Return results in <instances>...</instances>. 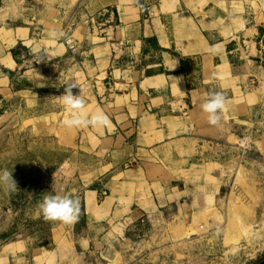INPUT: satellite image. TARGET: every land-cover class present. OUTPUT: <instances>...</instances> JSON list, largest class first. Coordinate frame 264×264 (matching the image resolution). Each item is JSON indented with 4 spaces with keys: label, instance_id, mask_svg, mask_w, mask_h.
Instances as JSON below:
<instances>
[{
    "label": "crops",
    "instance_id": "obj_1",
    "mask_svg": "<svg viewBox=\"0 0 264 264\" xmlns=\"http://www.w3.org/2000/svg\"><path fill=\"white\" fill-rule=\"evenodd\" d=\"M262 28L264 0H0V118L47 99L43 120L55 125L61 157L73 149L69 194L80 208L54 226L52 250L28 248L27 260L26 243H12L0 264L219 259L222 233H195V223L225 215L213 187L224 185L222 171L204 160L239 139L235 126L264 99ZM53 29L64 38L50 40ZM69 40L82 50L70 53ZM39 53L45 60L33 64ZM68 80L85 117L102 112L107 126L65 128L57 97ZM209 92L226 101L216 126L201 108Z\"/></svg>",
    "mask_w": 264,
    "mask_h": 264
},
{
    "label": "rangeland",
    "instance_id": "obj_2",
    "mask_svg": "<svg viewBox=\"0 0 264 264\" xmlns=\"http://www.w3.org/2000/svg\"><path fill=\"white\" fill-rule=\"evenodd\" d=\"M261 30L264 36V29ZM68 45L72 54L82 50L81 46ZM52 96L46 98L51 100ZM51 110L47 99H43L37 110L17 107L10 116L0 118V171L12 172L17 185L14 191L0 185V256L8 245L16 242L26 243L27 251L22 257L27 260L28 248L52 250V229L58 221L45 220L38 205L49 194L78 197L69 194L72 185H68L73 183L72 165L68 162L73 149L66 146L63 159L60 148L57 149L55 125L43 120ZM234 130L239 139L220 143L204 160L219 165L224 183L213 185L218 188V204L225 212L224 220L195 223V233L216 230L224 236L223 253L218 255L219 259L208 254V264H216V260L217 264L264 261V99ZM84 227L85 223L80 221L78 230ZM143 239V232L131 238L135 245ZM198 256L204 260L205 254H193L194 263L201 264Z\"/></svg>",
    "mask_w": 264,
    "mask_h": 264
},
{
    "label": "clouds",
    "instance_id": "obj_3",
    "mask_svg": "<svg viewBox=\"0 0 264 264\" xmlns=\"http://www.w3.org/2000/svg\"><path fill=\"white\" fill-rule=\"evenodd\" d=\"M64 38L62 32L51 30L49 32V39L56 40ZM71 43V41H68ZM46 53H39L36 55L34 62L40 63L45 60ZM47 56V55H46ZM48 59V57H47ZM64 85V93L57 97L68 112V117L64 120L66 128H80L85 126L105 127L109 124V120L102 112H96L90 118H86L84 114L85 101L81 94L74 95L73 89L79 85L73 81L68 80ZM225 97L220 92H209L208 98L201 105L202 111L207 115L208 123L216 126L221 120V111L225 107ZM0 185H6L9 191L17 189L16 182L12 178V172L7 170L0 171ZM40 213L45 220L61 221L64 223L74 222L79 214V200L73 199L67 195L49 194L45 195L42 202L38 205Z\"/></svg>",
    "mask_w": 264,
    "mask_h": 264
},
{
    "label": "built area",
    "instance_id": "obj_4",
    "mask_svg": "<svg viewBox=\"0 0 264 264\" xmlns=\"http://www.w3.org/2000/svg\"><path fill=\"white\" fill-rule=\"evenodd\" d=\"M105 195H106V192H103V193H102V196H105ZM143 223H144V221H143Z\"/></svg>",
    "mask_w": 264,
    "mask_h": 264
},
{
    "label": "water",
    "instance_id": "obj_5",
    "mask_svg": "<svg viewBox=\"0 0 264 264\" xmlns=\"http://www.w3.org/2000/svg\"><path fill=\"white\" fill-rule=\"evenodd\" d=\"M260 264H264V261H263V262H261Z\"/></svg>",
    "mask_w": 264,
    "mask_h": 264
}]
</instances>
